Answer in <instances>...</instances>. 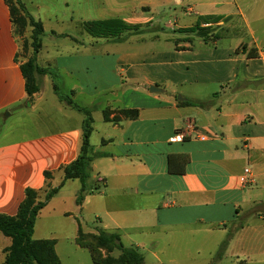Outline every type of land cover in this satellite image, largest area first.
<instances>
[{"label":"crops","instance_id":"0c3cea01","mask_svg":"<svg viewBox=\"0 0 264 264\" xmlns=\"http://www.w3.org/2000/svg\"><path fill=\"white\" fill-rule=\"evenodd\" d=\"M39 1L22 0L43 23L46 35L55 15H45ZM83 2L96 9L98 19L91 21L118 18L152 27L153 15L172 2L182 7L179 17L193 19L174 28V36L149 31L153 35L147 50L128 48L133 38L105 43L91 36L64 46L43 41L38 61L53 66V75L47 77L53 92L59 79L77 81L68 96L92 117L95 111L102 113L98 128L93 117L90 138L93 152L101 156L91 164L89 186L94 189L82 205L76 202L81 182L65 181L39 213L34 239L55 240L37 237L42 217L77 218V238L83 226L77 216H88L97 232L119 233L125 247L142 250L145 264L148 258L150 264H163L160 257L175 264L173 258L183 249L210 258L209 264L230 225L238 224L212 263L228 258L224 264H264V0ZM175 13L177 20V9ZM195 26L208 29L207 37L186 31ZM50 34L58 38L65 33ZM162 44L165 47H159ZM18 52L10 7L0 0V127L21 115L17 128L0 131V214L11 217L17 216L27 189L38 191L42 201L64 181L62 168L79 156L85 120L83 113L43 89L32 105H25L28 95ZM58 86L63 92L61 82ZM135 109L136 120L104 118L105 112L113 119ZM191 122L196 131L173 142ZM170 156L189 159L183 174L170 173ZM174 163L181 169L182 160ZM46 172L52 174L50 179ZM203 235L214 240L205 248L199 246ZM55 241L63 264L64 246ZM189 241L191 245L184 244ZM12 242L0 232V264Z\"/></svg>","mask_w":264,"mask_h":264},{"label":"trees","instance_id":"16d2710c","mask_svg":"<svg viewBox=\"0 0 264 264\" xmlns=\"http://www.w3.org/2000/svg\"><path fill=\"white\" fill-rule=\"evenodd\" d=\"M6 2L11 10L15 36L17 35L15 31L16 25L19 26L22 31L27 28H31L32 30L31 46L33 48V55L26 62L21 63V70L26 80V91L28 95V100L25 102V105L30 106L33 103L34 96L42 90L40 78L50 74L47 68L40 66L38 63V54L43 46L45 28L41 21L36 20L28 12L22 0H6ZM83 28L93 38L114 39L115 41H120L122 35L126 32H138L141 30L140 25H129L118 18L87 21L83 23ZM186 31L196 32L203 38H206L209 34L208 29H203L200 26L189 28ZM17 61H19V52L17 54ZM53 87L54 93L61 102L85 115L80 153L75 161L62 168L64 181L58 187L50 189L45 195L44 200H39L38 191L29 188L25 192V200L21 204L17 216L11 217L0 214V232L10 237L13 241L11 247L7 250L4 264H62L55 251V240L34 239L35 226L39 213L48 205L51 199L59 193L67 180L78 179L82 184L76 200L78 206L82 205L86 195L91 193L94 189L89 186L91 164L97 157H100L101 154L93 152L90 142L94 121L91 111L80 106L70 96L63 94L57 83H54ZM184 104L205 106L193 102H185ZM104 118L107 122H120L122 119L136 120L139 118V110H123L113 119L110 118L108 112H105ZM178 160H182L181 169H176L174 167V162ZM188 161L189 159L182 156H170V173L183 174ZM45 177L50 179L52 174L46 172ZM231 238L232 236L223 243L219 249L220 252H218V257H220L222 252L226 249ZM94 241L95 244L84 241V233L80 225L76 243L81 248L89 251L93 264H145L144 255L136 248L125 247L119 233H107L101 230L98 232V235L95 236ZM101 249L111 252L118 250L121 252V256L117 260L110 259L105 263L102 260L103 257L100 253Z\"/></svg>","mask_w":264,"mask_h":264},{"label":"rangeland","instance_id":"374dc122","mask_svg":"<svg viewBox=\"0 0 264 264\" xmlns=\"http://www.w3.org/2000/svg\"><path fill=\"white\" fill-rule=\"evenodd\" d=\"M65 1L69 3L68 6L65 5ZM40 3L44 5L43 12H45V15H55V19H51L50 22V28L49 32H47L46 35L43 36L44 44L46 45H53V44H60L65 45L68 43H71L70 40L75 41H83L92 38L84 29H83V23L86 21L96 20L98 19V16L95 12L94 7H85V4L83 0H40ZM175 9L178 10V13L182 10V7L176 5V3L172 2L171 6L164 9H159L157 14L153 15L154 19V25L150 27V24H141V30L138 32L135 31H129L126 33V35H122V40L133 38L134 40H129L128 48H136V49H143L145 48L147 50V43L148 38L153 35V33L149 31H155L154 34H157L161 37L164 35L168 36H174L177 34V32L174 31V28H177L178 26H186L190 25L192 21V17H179L177 16L176 20V13ZM142 10H138V13H141ZM147 15V12H145ZM47 22V27H48ZM50 30H54L57 32H62L65 34H61L56 37H52L50 34ZM165 30V31H164ZM15 31L17 33V41L19 44V61L21 63L26 62L32 55H33V48L31 46L32 40H31V33L32 30L30 28H27L22 31V29L19 28V26H15ZM148 31V32H147ZM145 38V40H143ZM97 39V38H94ZM102 42H112L114 39H98ZM159 47H165L162 45H159ZM39 62V61H38ZM39 65L42 67H46L49 72L53 75L54 69L53 66L47 67L43 62H39ZM47 76H43L40 78L42 89L47 95L54 96V92L52 89V85L48 84ZM62 83V93L66 95L70 94V89L75 86L77 81H73L70 79H63L58 80V84ZM57 83V82H56ZM56 96V95H55ZM54 98H58L57 96ZM104 101H110V97L104 96L102 97ZM80 100L84 104H88L87 100H84V98H81ZM58 100V99H57ZM21 115H14L13 117H10L6 120V123L3 124L2 127H0V131L8 130L10 127L17 128L21 123L19 121V118ZM102 113L100 111H95L93 113V117L95 119V125L98 128L100 124H102L101 121ZM6 127V128H5ZM97 136V135H96ZM96 136L93 140V143L95 142ZM82 222V229L84 233V241L87 243L95 244L94 238L96 235H98L97 232V224L92 223V218L86 217L84 220L82 218H79ZM77 218L76 219H64L62 217L60 218H54V217H42L38 221L37 225V237H43L48 239H55L60 244L64 246L65 255L62 256L63 264H92V258L86 249H78L76 247V231H77ZM238 226V224H236ZM235 226L230 225L229 230L226 231V235L221 240V246L230 236H233V231L235 229ZM215 240L218 239V237L215 235ZM199 246L201 248H205L209 246L211 243L214 242L213 237H207L205 235L201 236L199 239ZM185 245H191L192 241L185 242ZM189 249H193L191 247H187ZM221 248V247H220ZM142 254L144 253L142 250H139ZM190 250L183 249L181 250V254L174 257L175 264H208L207 257H200L197 258L193 251V254L189 252ZM220 252V251H219ZM100 253L103 257V261L105 263L108 262V260H117L121 256V252L118 250L114 251H107L105 249H101ZM144 255V254H143ZM147 257V256H145ZM172 258L169 257H160V260L163 264H171L170 260ZM219 257L216 256L213 260H211V263L214 264V260H218ZM226 260V259H225ZM228 260V258H227ZM226 260V261H227ZM226 261H224L222 264H224ZM150 260L148 258V264H150ZM220 263V262H219ZM217 263V264H219ZM118 264V263H117ZM120 264V263H119Z\"/></svg>","mask_w":264,"mask_h":264},{"label":"built area","instance_id":"2783aa9c","mask_svg":"<svg viewBox=\"0 0 264 264\" xmlns=\"http://www.w3.org/2000/svg\"><path fill=\"white\" fill-rule=\"evenodd\" d=\"M196 131V126L191 122L188 124L186 130L177 132L175 136L172 138L173 142H181L187 138V136H191L192 132ZM200 140H206V137H201Z\"/></svg>","mask_w":264,"mask_h":264},{"label":"water","instance_id":"95a60500","mask_svg":"<svg viewBox=\"0 0 264 264\" xmlns=\"http://www.w3.org/2000/svg\"><path fill=\"white\" fill-rule=\"evenodd\" d=\"M151 91H152V92H155V91H157V90H155V88L152 87V88H151ZM179 100H182V98L179 97Z\"/></svg>","mask_w":264,"mask_h":264}]
</instances>
